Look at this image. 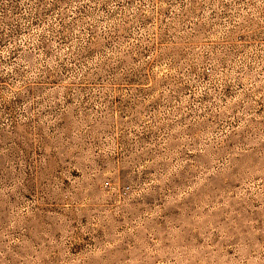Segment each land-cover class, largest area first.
<instances>
[{
	"label": "rangeland",
	"instance_id": "rangeland-1",
	"mask_svg": "<svg viewBox=\"0 0 264 264\" xmlns=\"http://www.w3.org/2000/svg\"><path fill=\"white\" fill-rule=\"evenodd\" d=\"M0 264H264V0H0Z\"/></svg>",
	"mask_w": 264,
	"mask_h": 264
}]
</instances>
